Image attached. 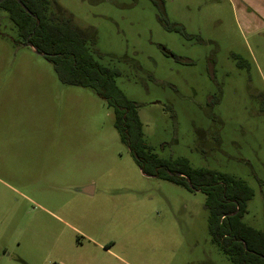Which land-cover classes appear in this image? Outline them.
Returning a JSON list of instances; mask_svg holds the SVG:
<instances>
[{
    "label": "rangeland",
    "instance_id": "374dc122",
    "mask_svg": "<svg viewBox=\"0 0 264 264\" xmlns=\"http://www.w3.org/2000/svg\"><path fill=\"white\" fill-rule=\"evenodd\" d=\"M45 5L119 69L150 151L243 180L242 221L264 230V24L249 29L228 0H164L182 30L165 29L151 0ZM113 121L0 7V264H232L211 240L205 194L143 173Z\"/></svg>",
    "mask_w": 264,
    "mask_h": 264
},
{
    "label": "trees",
    "instance_id": "16d2710c",
    "mask_svg": "<svg viewBox=\"0 0 264 264\" xmlns=\"http://www.w3.org/2000/svg\"><path fill=\"white\" fill-rule=\"evenodd\" d=\"M151 1L158 9V20L165 29L182 30L178 23L167 19L164 0ZM21 2L31 13L25 11L17 0L0 2V7L7 11L11 22L16 25L20 39L24 43L29 41L38 52L43 53L42 56L52 64L60 82L90 87L112 109L113 124L140 170L147 175L204 193L211 240L232 264H264V230L255 229L242 221L246 202L253 194L252 189L243 180L230 174L208 168H192L186 158H162L151 152L143 137L137 113L138 104L116 85L119 69L104 66L96 60L90 51L93 40L88 43L86 33L80 31L69 16L62 12L48 13L45 0ZM196 38L201 40L198 36ZM161 48L181 60L164 46ZM96 54L102 56L100 52ZM232 57L238 63L239 56L232 54ZM186 62L189 60L186 59ZM207 69L213 78V61H208Z\"/></svg>",
    "mask_w": 264,
    "mask_h": 264
},
{
    "label": "crops",
    "instance_id": "0c3cea01",
    "mask_svg": "<svg viewBox=\"0 0 264 264\" xmlns=\"http://www.w3.org/2000/svg\"><path fill=\"white\" fill-rule=\"evenodd\" d=\"M228 2L233 12L245 21L249 29L258 24H264V0H228ZM84 187H89L91 193L93 192L92 186L87 185Z\"/></svg>",
    "mask_w": 264,
    "mask_h": 264
},
{
    "label": "water",
    "instance_id": "95a60500",
    "mask_svg": "<svg viewBox=\"0 0 264 264\" xmlns=\"http://www.w3.org/2000/svg\"><path fill=\"white\" fill-rule=\"evenodd\" d=\"M2 0H0V2H1ZM21 5H22V7L24 8V10L25 11H27L28 13H31L29 10H28V8L21 2V0H17ZM35 16V15H34ZM26 44L35 52V53H37V54H40V55H43V53H41V52H38L37 51V49L29 42V41H27L26 42ZM176 174H178V175H181V173H176ZM187 182H188V185L190 186V182H189V179H187ZM82 191L84 192V193H91V191H90V188L89 187H84L83 189H82Z\"/></svg>",
    "mask_w": 264,
    "mask_h": 264
}]
</instances>
